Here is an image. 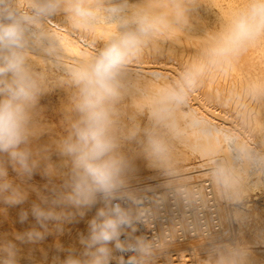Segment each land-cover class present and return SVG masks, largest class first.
<instances>
[{
  "label": "bare ground",
  "instance_id": "obj_1",
  "mask_svg": "<svg viewBox=\"0 0 264 264\" xmlns=\"http://www.w3.org/2000/svg\"><path fill=\"white\" fill-rule=\"evenodd\" d=\"M7 2L0 0V21L8 12L22 16L18 9L26 4L31 8L28 16L35 22L24 27L36 54L15 49L28 60L26 70L35 83L30 98L18 102L20 142L0 149V256L17 264L28 246L58 260L69 243L71 250L96 251L99 264H121L124 236L141 249L133 264H207L198 253L187 258L188 252L219 247L246 212L263 215L260 206L248 205L245 212L232 207L239 200L238 180L264 184V35L236 43L228 39L233 21L254 0ZM49 2L55 10L36 15L35 6ZM76 6L92 15L79 16ZM121 39L124 55L108 81L112 94L97 82L94 68ZM5 52L0 56H11L10 49ZM11 74L0 73V88L11 83ZM174 92L183 94L182 102L171 98ZM100 112V138L111 146L88 162L108 174L106 184L81 159L87 149L80 133ZM50 139L61 153L55 170L47 163ZM217 154L221 163L209 167ZM196 158L201 162L195 166ZM175 181L182 184L162 188ZM144 191H149L145 197ZM125 200L128 207L116 214L114 203ZM168 200L177 208L171 211ZM153 208L163 212L166 227L156 221L158 213H150ZM147 215L153 216L159 241L148 250L142 232L150 226L143 221ZM243 230L236 232L250 237L251 228ZM260 235L250 239L256 242ZM9 242L16 245L11 251L23 252H7ZM210 256L208 264H250L246 253L228 247Z\"/></svg>",
  "mask_w": 264,
  "mask_h": 264
},
{
  "label": "clouds",
  "instance_id": "obj_2",
  "mask_svg": "<svg viewBox=\"0 0 264 264\" xmlns=\"http://www.w3.org/2000/svg\"><path fill=\"white\" fill-rule=\"evenodd\" d=\"M35 7L36 15H40L54 11L56 4L49 2ZM76 12L82 17L92 15V13L79 6H76ZM2 20L9 21V23L0 21V47L10 49L11 56L4 57L5 63L0 65V73L11 71L14 74L13 82L0 88V92H7L9 96L8 99L0 102V149L7 150L9 147L17 145L21 139L20 121L22 118V104L18 103V101L22 102L31 96L29 91L30 85L28 83L29 75L23 67L24 56L15 51V49L23 47L25 43V22L28 24L34 23L35 18L28 15L15 16L12 12H8L2 16ZM262 35H264V0H254L233 21L228 39L230 42L236 43L255 40ZM122 43V39L118 40L105 50L94 68L97 82L112 94H115V89L108 81L114 75L113 66L124 55V51L121 48ZM185 80L189 84L192 83L191 79L187 76H185ZM13 84L16 86L13 87ZM171 98L180 103L183 101L184 96L180 92H174ZM102 117L103 112L96 113L89 128L80 133L81 139L84 141L85 148L87 149L81 159L84 161L88 171L101 184H106L108 174L102 167L93 166L88 162L89 159L101 156L111 146L100 138V121ZM89 141L93 142L90 149L87 148ZM13 155H16V153H13Z\"/></svg>",
  "mask_w": 264,
  "mask_h": 264
},
{
  "label": "rangeland",
  "instance_id": "obj_3",
  "mask_svg": "<svg viewBox=\"0 0 264 264\" xmlns=\"http://www.w3.org/2000/svg\"><path fill=\"white\" fill-rule=\"evenodd\" d=\"M8 0H6V3H8L7 2ZM8 6V5H7ZM31 8L30 7H28V5L26 4V5H24V6H22V7H19V9H18V13L19 14H23V15H29L30 13H31V11L32 10H30ZM0 15H2L1 13H0ZM6 21V20H5ZM2 22H3V20H2ZM8 21H6L5 23H7ZM9 23V22H8ZM28 37H29V40H28ZM31 37V38H30ZM27 41V42H26ZM32 42V43H31ZM34 42V40L32 39V36H31V34H30V32L28 31V30H25V43H26V46L28 47H26L25 46V43H24V47H21V48H17V50L19 51V52H21V53H27V54H29V55H35L36 53L34 52V51H32V48L36 45L35 43H33ZM28 44V45H27ZM29 44H30V46H29ZM32 44V45H31ZM30 47V48H29ZM25 48H26V50H25ZM8 48H3V47H0V52L4 55L6 52V50H7ZM25 51V52H24ZM4 52V53H3ZM34 52V53H33ZM25 53V54H26ZM0 57H2V56H0ZM70 62H72V61H70ZM3 63H5V61H4V58L2 57V59L0 58V65H2ZM23 67L26 69L27 67H28V60H24V63H23ZM35 70L36 71H38V68L37 67H35ZM28 73H31V72H28ZM29 75V74H28ZM33 76H31V75H29V81H28V83H29V85L30 84H34L35 83V81H34V79L32 78ZM11 83L13 82V79H14V74L12 73L11 74ZM68 79V78H67ZM16 85L15 84H13V87H15ZM1 88H3V86L1 87ZM4 94V95H3ZM6 98V99H8L9 98V96H8V93L7 92H0V99L1 98ZM18 102H20V101H18ZM101 134V133H100ZM51 141V142H50ZM50 141H47V143H46V145L48 146V152H49V154L50 155H48V160H47V163H49V165L51 166V168L53 167V169L55 170V164L54 163H57V161H58V159H59V156H61V153H60V151H59V148H58V143L55 141V144H53V141L50 139ZM50 142V143H49ZM135 142V141H134ZM56 143H57V145H56ZM51 144H53V145H55V146H52ZM51 146V147H50ZM51 148V149H50ZM54 148H56V149H54ZM51 150V151H50ZM53 152H54V154H53ZM57 154V157L55 156ZM50 157H51V159H50ZM222 156L221 155H219V154H217V155H213L212 156V159H213V161H212V163H214V162H217V163H215V164H212V165H210L209 167H215L217 164H220L221 163V158ZM53 160V161H52ZM57 160V161H56ZM199 160H201V159H199ZM198 160V158H196L194 161H195V166L196 165H198V162L200 163L201 161H199ZM210 160H211V158H210ZM217 160V161H216ZM52 161V162H51ZM55 161V162H54ZM219 166H221V165H219ZM218 166V167H219ZM217 167V166H216ZM223 167V166H222ZM46 171H48V169L46 170ZM56 172V171H55ZM55 174H57V172L55 173ZM175 175L174 176H179L180 174H176V173H174ZM236 175V174H235ZM235 175H233V176H235ZM56 176V175H55ZM203 179H205L206 177L205 176H203L202 177ZM235 178L237 179H239V177L238 176H235ZM237 179V180H238ZM242 179H240V180H238V182H239V184H238V190H241V191H243V189H244V191L241 193V191H240V194L238 195L239 197V200L240 199H242V201H243V203L241 202V200L239 201V200H237L236 201V203L234 202V204L235 205H233L232 207L235 209V210H237V211H240L241 210V212H245L246 210H247V207H248V205H249V207L251 208L252 206H253V208H257V209H259V207L258 206H260V209H263L264 210V184H259L258 182H256V180H252L251 181V179H249L248 181L246 180L245 182L242 180ZM182 183L181 182H179V181H175L174 182V184H170V185H166L165 187H162V188H174V187H178L179 185H181ZM246 189H248V190H246ZM154 190H159V187H156V189L154 188ZM245 191H248L247 193H245ZM147 192H149V191H147ZM147 192H142V193H140V194H143V196L145 197V196H147ZM145 193V194H144ZM171 193H173V192H171ZM244 193L246 194V195H244ZM241 194H243L244 195V198H243V195H241ZM121 195H123V194H121ZM157 195H160V193H158ZM248 197L247 199L245 198V197ZM242 197V198H241ZM171 199H173V201L174 202H176V200H175V198H174V196H173V194H172V196L170 197ZM170 199V200H171ZM243 199H245V200H243ZM248 202H247V201ZM169 201V200H168ZM172 201V200H171ZM238 202V203H237ZM252 202V203H251ZM169 203V208L171 209V211H172V209L175 207V208H177V205H176V203H175V205H174V207L172 206V204H171V202L169 201L168 202ZM247 203V204H246ZM171 204V205H170ZM242 205V206H241ZM252 205V206H251ZM238 208H237V207ZM256 206V207H255ZM126 207H128V206H126ZM240 207H242V209H240ZM245 207H246V210L244 211V209H245ZM248 207V208H249ZM237 208V209H236ZM159 209V208H158ZM158 209H156V208H153V209H151L150 211V213L153 215V216H157V213H158V216L156 217L157 219H156V221L158 220V223L160 224V221H161V223L165 226V218H160V217H163L164 215L162 214L163 212H161L160 210H158ZM200 209V208H199ZM173 211H175V210H173ZM252 213V215H250V214ZM161 216H160V215ZM255 214V215H254ZM242 215V214H241ZM250 215V216H249ZM256 215H258V214H256V213H253V212H248V214H247V212L246 213H244V215H242V218H243V216H245V217H247V218H245L244 217V219H242L241 221L242 222H240V224L241 225H243L244 223H243V220H247V221H244L245 223L246 222H248L249 223V225L246 223V224H244L243 226H241V225H236L237 227H236V230L234 231V233H232V234H230V235H228L227 237H225L224 239H222V241H221V243H219V245L221 246V247H228L229 249L231 248V249H233V250H237V251H239V252H242V253H246V256H247V258L250 260V264L252 263V264H264V235H260V233H262L261 231H263L262 229H263V224H264V222H263V220H264V213H263V215H262V213H259V217L261 218V219H263L262 221H261V219L258 217V216H256ZM152 216V217H153ZM253 218H252V217ZM258 217L257 219H256V217ZM254 217H255V219H254ZM258 219H259V221H261L260 223H258ZM165 220V221H164ZM176 220H179V219H176ZM204 220H206V219H204ZM203 221V220H202ZM164 222V223H163ZM251 222V223H250ZM263 222V223H262ZM254 223V224H253ZM256 223V224H255ZM162 224H160V225H162ZM162 225V226H163ZM252 225V226H251ZM253 225H255V226H253ZM260 225H261V227L262 228H259L258 229V227H260ZM161 226V227H162ZM163 226V227H164ZM166 226H167V224H166ZM165 226V227H166ZM177 226H178V224H177ZM257 226V228H256V230H255V227ZM243 227L246 229L245 231L248 233V232H250L251 230V232L249 233L250 234V237H248V236H243V237H240L241 235L240 234H238L236 231H237V229H240L241 228V231H244L243 230ZM254 227V228H253ZM249 228V229H248ZM250 228H251V230H250ZM253 230H254V232H253ZM257 230H259V231H257ZM261 230V231H260ZM259 232V233H258ZM264 232V231H263ZM252 233V234H251ZM260 235V238L262 237V239H259L258 238V241H254L255 239H256V237H258L257 235L258 234ZM262 234H264V233H262ZM253 235V236H252ZM254 235H256V237L254 236ZM255 238L253 241L250 239V238ZM72 240H74L73 238H72V235H71V237L69 236L68 237V241H70V243L71 242H74V241H72ZM248 238V240H244V239H247ZM249 239L251 240L250 242H255L256 244H251L250 242H249ZM257 240V239H256ZM248 241V242H247ZM258 242V243H257ZM9 244H11L10 246H9ZM258 244V245H257ZM68 246H64L62 249H61V252H60V257H59V259L57 260V258L56 259H53L54 258V256H52V253H46L45 252V255L47 254V257L46 256H44L43 254V257L41 258V253H44V251H42V249H41V252L39 251L40 249H36V248H38V247H36L35 249L34 248H27L28 246H25L24 248H26V249H21V250H23V251H20V250H18L17 248L15 249L16 251L15 252H23V254H24V260L23 261H20L19 263H17V264H25V262H28V264H39V261H38V259L40 260V259H43V261L42 260H40V264H99V258H100V256H99V254H97L96 253V251H89V253H87L88 251L87 250H80L81 251V253H79L80 251H76V250H74L73 248H72V250H71V245L68 243L67 244ZM218 245V244H217ZM252 247H250V246ZM38 246V245H37ZM41 245H39V247H40ZM219 246V247H220ZM6 247H9L8 248V250L6 249V251L7 252H11V253H13L14 251H11L12 249H14V247H16V245H14V244H12L11 242H9L8 244H7V246ZM213 247V248H212ZM219 247H215V246H204V247H200V248H198L197 250H195V251H191V252H188V256H187V258L189 257V259H193L194 258V256L196 255V253H198V257L199 258H202V260H203V263H205L206 261V263L208 264L210 261H211V259H209L211 256L210 255H212L214 252H215V249H218ZM258 247H260V248H258ZM251 248V249H250ZM10 249V250H9ZM30 251H32L33 249V253L31 252V254H30V252H29V250ZM28 250V251H27ZM35 250H37L38 252H39V254H36V253H38L37 251H35ZM74 250V251H73ZM36 253H35V252ZM76 251V252H75ZM258 251H260V252H258ZM14 252V253H15ZM26 252H28V254L26 253ZM79 254H78V253ZM91 252V253H90ZM195 252V253H194ZM213 252V253H212ZM256 252H258V253H256ZM193 253V254H192ZM28 255V257H27V255ZM72 254V255H71ZM200 254V255H199ZM202 254V255H201ZM204 254V255H203ZM30 255H32L31 256V258H33V261L35 262V261H37L38 263H34V262H32L31 260V258H30ZM36 255V256H35ZM40 255V256H39ZM76 255V256H75ZM78 255V256H77ZM90 255V256H89ZM33 256H35V257H33ZM39 256V257H38ZM202 256V257H201ZM204 256V257H203ZM210 256V257H209ZM1 257L2 256H0V259H1ZM48 257H49V259H48ZM176 257H178V256H176ZM207 257V258H206ZM209 257V258H208ZM3 259H1L0 261L2 262H0V264H4L5 262H9L8 264H16V263H14V262H11L10 260L9 261H7L8 259H7V257H5V256H3L2 257ZM29 258V259H28ZM179 259H180V257H178ZM46 259V260H45ZM122 259V258H121ZM184 259V258H183ZM5 261L4 263H3V261ZM98 260V261H97ZM205 260V261H204ZM25 261V262H24ZM30 261V262H29ZM47 261H48V263H47ZM52 261V262H51ZM70 261V262H69ZM21 262H23V263H21ZM134 262V261H133ZM133 262L132 263H130V264H133ZM182 264V262H180V260H179V262H178V264ZM5 264H7V263H5ZM27 264V263H26ZM121 264H124L123 263V261L121 260Z\"/></svg>",
  "mask_w": 264,
  "mask_h": 264
},
{
  "label": "built area",
  "instance_id": "obj_4",
  "mask_svg": "<svg viewBox=\"0 0 264 264\" xmlns=\"http://www.w3.org/2000/svg\"><path fill=\"white\" fill-rule=\"evenodd\" d=\"M123 205H127V201H123L122 204H119L117 202L114 203L113 208L115 210V213L118 214L120 212V208ZM202 215V214H201ZM204 219V218H203ZM147 220L150 223V226L145 228L143 227L142 232H143V239L145 242V249H152L155 246L158 245L159 241H158V235H157V231L155 229V222L153 217H149L148 215L143 217V221ZM140 222V224L142 225V223L144 222ZM189 221H191V227L194 226V221L193 218H190ZM203 223V228L206 227V220L202 221ZM120 255L122 258V261L124 264H130L133 261H135L137 259V257L139 256L141 249L139 247L138 244L129 241L127 238H125L124 236L120 238ZM148 243V244H147ZM150 243V244H149Z\"/></svg>",
  "mask_w": 264,
  "mask_h": 264
}]
</instances>
